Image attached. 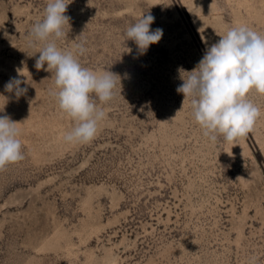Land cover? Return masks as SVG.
<instances>
[{
	"label": "rangeland",
	"instance_id": "374dc122",
	"mask_svg": "<svg viewBox=\"0 0 264 264\" xmlns=\"http://www.w3.org/2000/svg\"><path fill=\"white\" fill-rule=\"evenodd\" d=\"M47 3L0 0V116L25 157L0 171V264H264V96L247 136L211 142L176 91L229 27L264 35V0H72L58 47L84 41L82 66L121 77L84 145L28 45ZM147 12L163 36L141 54L125 33Z\"/></svg>",
	"mask_w": 264,
	"mask_h": 264
},
{
	"label": "clouds",
	"instance_id": "9594fccd",
	"mask_svg": "<svg viewBox=\"0 0 264 264\" xmlns=\"http://www.w3.org/2000/svg\"><path fill=\"white\" fill-rule=\"evenodd\" d=\"M71 2L48 0L43 18L33 24L27 40L29 47L39 49L36 69L50 72L54 77L49 94L59 109L74 121V127L64 134L63 140L84 145L96 137L106 117L100 105L115 98L121 77L110 70L98 73L82 66L78 57L87 51L84 41L74 44L70 50L58 47L57 41L66 36L65 25L70 26L71 18L66 12ZM154 19L147 12L126 30L127 41H133L141 54L163 36L161 28L150 29ZM219 37L206 48L191 71L180 70L188 75L181 76L183 82L176 91L183 94L184 101H190L191 115L204 137L211 142L219 137L225 142H234L247 136L261 115L260 107L248 97L253 91L264 96V35L240 24L229 27ZM26 83L20 78H10L5 91L19 98L28 91L27 87H21ZM19 123L8 115L0 116V171L25 158ZM248 264H257L256 257H251Z\"/></svg>",
	"mask_w": 264,
	"mask_h": 264
}]
</instances>
